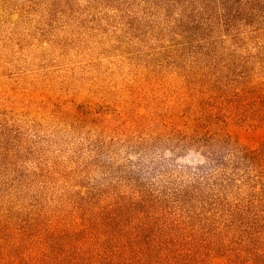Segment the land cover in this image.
<instances>
[{
    "label": "rangeland",
    "instance_id": "374dc122",
    "mask_svg": "<svg viewBox=\"0 0 264 264\" xmlns=\"http://www.w3.org/2000/svg\"><path fill=\"white\" fill-rule=\"evenodd\" d=\"M222 1L0 0V257L264 230V154L216 142L264 149V2Z\"/></svg>",
    "mask_w": 264,
    "mask_h": 264
},
{
    "label": "trees",
    "instance_id": "16d2710c",
    "mask_svg": "<svg viewBox=\"0 0 264 264\" xmlns=\"http://www.w3.org/2000/svg\"><path fill=\"white\" fill-rule=\"evenodd\" d=\"M206 1L204 6L209 3ZM256 2L263 3L264 0L222 1V10L228 12L225 20L229 22L231 18V6H235V10H232L235 14H242L244 7L251 13ZM216 142L230 147L233 155L249 160L258 159L264 154L263 148L250 150L227 140ZM120 231H95L76 238L60 234L59 245L44 238L32 242L22 240L19 245H13L11 255L0 257V264H264L262 227L232 238L227 233L225 236L218 234L211 238L191 236L188 240L180 236L174 238L161 231L157 235L148 236L143 234V230ZM27 244L28 250H18L26 248Z\"/></svg>",
    "mask_w": 264,
    "mask_h": 264
}]
</instances>
